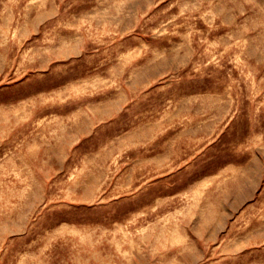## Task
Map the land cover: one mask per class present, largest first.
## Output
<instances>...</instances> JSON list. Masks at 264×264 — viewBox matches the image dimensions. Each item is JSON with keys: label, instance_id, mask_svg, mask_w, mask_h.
<instances>
[{"label": "rangeland", "instance_id": "374dc122", "mask_svg": "<svg viewBox=\"0 0 264 264\" xmlns=\"http://www.w3.org/2000/svg\"><path fill=\"white\" fill-rule=\"evenodd\" d=\"M0 264H264V0H0Z\"/></svg>", "mask_w": 264, "mask_h": 264}]
</instances>
